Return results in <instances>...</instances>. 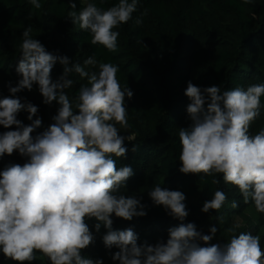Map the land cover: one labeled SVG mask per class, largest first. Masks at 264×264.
I'll return each mask as SVG.
<instances>
[{"label":"clouds","instance_id":"1","mask_svg":"<svg viewBox=\"0 0 264 264\" xmlns=\"http://www.w3.org/2000/svg\"><path fill=\"white\" fill-rule=\"evenodd\" d=\"M29 2L35 9L42 7L40 0ZM69 2L72 24L90 33L91 45H102L109 52L117 51L120 35L113 29L131 20L138 6V0H118L102 9L88 0L77 12L74 0ZM135 23L142 24V18ZM31 32L30 26L23 31L15 68L20 79L16 86L9 84L11 96L0 98V126H15V130L0 133V158L16 151L27 158L23 165L11 163L0 171V252L5 259L30 264L39 252L50 264H104L103 259L81 255L95 242L86 223L94 218L96 232L101 225L107 229L102 237L105 248L118 249L111 259L119 264H264L259 235L236 234L241 227L237 221L226 230L232 234L227 242L211 243L218 228L211 226L209 234H203L195 223H183L189 215L185 194L160 185L148 192L150 199L181 221L168 229L166 243L138 244L133 228L113 230V215L127 221L147 215L139 199L120 192L133 169L117 167L112 158L125 157L124 142L134 139L121 135L116 126H130L126 98L134 93L121 87L117 65L98 62L95 55L88 56L83 66L70 64L67 56L47 51ZM57 63L63 72L54 82L51 73ZM86 66L98 70H86ZM72 73L87 78L74 103L65 92L74 86L69 78ZM34 84L44 104L55 101L59 105L53 123L35 136L42 124L41 118L33 120L38 107L16 97L24 89L31 91ZM184 95L191 101L186 111L192 123L179 129V171L213 177L212 184L220 183L215 177L222 174L226 184L238 188L244 204L252 202L264 214V128L255 135L249 132L261 113L264 83L222 90L220 86L202 89L189 81ZM22 110L28 112L31 124L17 119ZM226 200V194L216 190L201 211L218 212ZM231 207L239 205L233 201Z\"/></svg>","mask_w":264,"mask_h":264},{"label":"trees","instance_id":"2","mask_svg":"<svg viewBox=\"0 0 264 264\" xmlns=\"http://www.w3.org/2000/svg\"><path fill=\"white\" fill-rule=\"evenodd\" d=\"M75 11L79 12L88 0H74ZM102 9L118 3V0H91ZM130 2V0H129ZM42 7L35 9L29 0H0V98L11 96L9 84L16 86L20 77L15 68L21 54L23 31L32 28L30 36L39 40L47 51L67 56L71 63L83 62L95 55L98 62L112 63L119 67L117 79L121 87L130 88L134 95L126 98L128 110L127 129L120 128V134L132 136L125 140V157L117 158V167L130 166L133 175L120 192L135 196L145 205L147 215L134 217L131 221L114 215L113 230L133 228L138 235V244L167 242L168 229L181 221L168 215L163 206H156L148 192L156 185L168 190L182 191L189 215L183 223H195L197 230L209 234V228L216 226L217 235L211 241L227 242L231 233L226 230L241 222L239 232H251L261 237L264 249V214L258 213L254 203L244 204L236 186L226 184L222 174H217L218 184H212L213 177L203 174H183L179 171L181 144L179 129L189 128L191 120L187 105L191 102L184 95L187 83L191 81L202 89L220 86L222 90L252 84L264 83V0H138L132 19L114 31L120 33L117 51L109 52L102 45H91V35L73 25L68 18L71 11L69 0H40ZM137 18L143 23L137 25ZM86 70L97 71L89 68ZM63 72V66L56 64L52 69L55 82ZM74 86L65 89L70 101L78 94L87 78L72 73ZM22 103L31 102L38 107L33 120L41 118V127L33 133L45 131L53 123L59 105L43 103L38 85L33 89L16 94ZM75 110V109H74ZM28 112L22 110L17 119L25 125L31 124ZM264 128V96L261 97L260 116L252 122L249 132L255 135ZM15 130V126L0 133ZM136 147L134 152L132 149ZM27 161L18 151L0 158V171L11 163L23 165ZM216 190L226 196L223 207L209 213L201 211L203 202L212 199ZM239 207L233 209L232 202ZM222 217V219H221ZM95 235V242L84 249L85 258L103 259L104 264H119L111 259L117 248L106 249L102 237L107 229L101 225L95 231L97 221H86ZM0 264H17L5 259ZM28 264V262H26ZM30 264H50L39 252Z\"/></svg>","mask_w":264,"mask_h":264},{"label":"rangeland","instance_id":"3","mask_svg":"<svg viewBox=\"0 0 264 264\" xmlns=\"http://www.w3.org/2000/svg\"><path fill=\"white\" fill-rule=\"evenodd\" d=\"M0 260H3V257L1 256V254H0Z\"/></svg>","mask_w":264,"mask_h":264}]
</instances>
